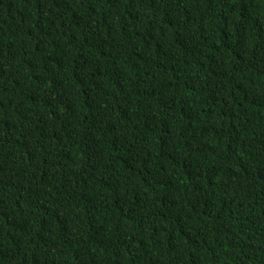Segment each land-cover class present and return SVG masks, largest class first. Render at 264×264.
I'll return each instance as SVG.
<instances>
[{
    "label": "trees",
    "instance_id": "1",
    "mask_svg": "<svg viewBox=\"0 0 264 264\" xmlns=\"http://www.w3.org/2000/svg\"><path fill=\"white\" fill-rule=\"evenodd\" d=\"M0 264H264V0H0Z\"/></svg>",
    "mask_w": 264,
    "mask_h": 264
}]
</instances>
